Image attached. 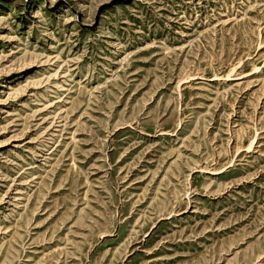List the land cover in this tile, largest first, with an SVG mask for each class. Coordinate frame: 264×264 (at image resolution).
<instances>
[{
  "label": "rangeland",
  "instance_id": "rangeland-1",
  "mask_svg": "<svg viewBox=\"0 0 264 264\" xmlns=\"http://www.w3.org/2000/svg\"><path fill=\"white\" fill-rule=\"evenodd\" d=\"M0 264H264V0H0Z\"/></svg>",
  "mask_w": 264,
  "mask_h": 264
}]
</instances>
